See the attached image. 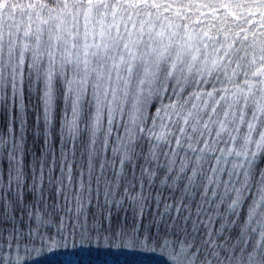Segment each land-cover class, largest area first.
Wrapping results in <instances>:
<instances>
[{
  "label": "snow or ice",
  "instance_id": "6c2138e0",
  "mask_svg": "<svg viewBox=\"0 0 264 264\" xmlns=\"http://www.w3.org/2000/svg\"><path fill=\"white\" fill-rule=\"evenodd\" d=\"M0 116V264H264V0H0Z\"/></svg>",
  "mask_w": 264,
  "mask_h": 264
},
{
  "label": "trees",
  "instance_id": "16d2710c",
  "mask_svg": "<svg viewBox=\"0 0 264 264\" xmlns=\"http://www.w3.org/2000/svg\"><path fill=\"white\" fill-rule=\"evenodd\" d=\"M3 119V116H0V122ZM71 243L69 240V244ZM89 243L88 247L77 246L56 252H49L46 247L37 245L39 254L35 250L27 254L21 250L20 255L24 257L22 264H165L159 249L132 252L125 249H106Z\"/></svg>",
  "mask_w": 264,
  "mask_h": 264
},
{
  "label": "rangeland",
  "instance_id": "374dc122",
  "mask_svg": "<svg viewBox=\"0 0 264 264\" xmlns=\"http://www.w3.org/2000/svg\"><path fill=\"white\" fill-rule=\"evenodd\" d=\"M74 260V259H73Z\"/></svg>",
  "mask_w": 264,
  "mask_h": 264
}]
</instances>
